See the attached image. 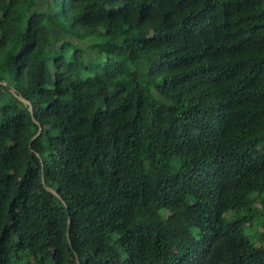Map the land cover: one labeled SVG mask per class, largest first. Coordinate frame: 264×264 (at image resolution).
<instances>
[{"label": "trees", "instance_id": "16d2710c", "mask_svg": "<svg viewBox=\"0 0 264 264\" xmlns=\"http://www.w3.org/2000/svg\"><path fill=\"white\" fill-rule=\"evenodd\" d=\"M0 264H264V0H0Z\"/></svg>", "mask_w": 264, "mask_h": 264}, {"label": "rangeland", "instance_id": "374dc122", "mask_svg": "<svg viewBox=\"0 0 264 264\" xmlns=\"http://www.w3.org/2000/svg\"><path fill=\"white\" fill-rule=\"evenodd\" d=\"M8 92L11 93V94L14 93L13 89H9ZM227 216L231 218V217H233V216H238V214H237V212L234 213V212H231V211H230V212H228ZM248 220H249V219H248ZM254 227H255V224H254V222H253V223H251V225H250V227H249V230H250V229H253ZM250 231H251V230H250Z\"/></svg>", "mask_w": 264, "mask_h": 264}, {"label": "water", "instance_id": "95a60500", "mask_svg": "<svg viewBox=\"0 0 264 264\" xmlns=\"http://www.w3.org/2000/svg\"><path fill=\"white\" fill-rule=\"evenodd\" d=\"M28 108H29L30 111H32V107H31L30 104H29V107H28ZM39 131H40V130H38L37 134L39 133Z\"/></svg>", "mask_w": 264, "mask_h": 264}]
</instances>
